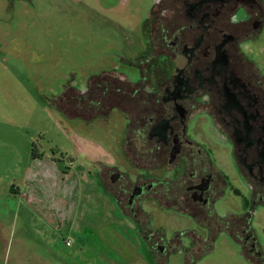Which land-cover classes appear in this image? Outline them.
I'll return each mask as SVG.
<instances>
[{
	"label": "flooded vegetation",
	"instance_id": "flooded-vegetation-1",
	"mask_svg": "<svg viewBox=\"0 0 264 264\" xmlns=\"http://www.w3.org/2000/svg\"><path fill=\"white\" fill-rule=\"evenodd\" d=\"M132 16L129 52L60 97L83 126L121 135L91 184L155 262L192 264L221 241L264 264V0H151ZM227 189L239 203L223 208Z\"/></svg>",
	"mask_w": 264,
	"mask_h": 264
},
{
	"label": "rangeland",
	"instance_id": "rangeland-1",
	"mask_svg": "<svg viewBox=\"0 0 264 264\" xmlns=\"http://www.w3.org/2000/svg\"><path fill=\"white\" fill-rule=\"evenodd\" d=\"M150 2L0 0V264L187 262L186 252L162 263L145 255L128 221L86 181L84 172L96 179V158L113 162L112 142L121 135L89 129L59 106L66 86L129 52L138 21L132 12ZM234 180L247 193L246 182ZM226 192L232 198L221 206L237 205ZM254 226L264 247L262 206ZM203 250L189 257L192 264H261L228 242Z\"/></svg>",
	"mask_w": 264,
	"mask_h": 264
},
{
	"label": "crops",
	"instance_id": "crops-1",
	"mask_svg": "<svg viewBox=\"0 0 264 264\" xmlns=\"http://www.w3.org/2000/svg\"><path fill=\"white\" fill-rule=\"evenodd\" d=\"M69 172V174H70V172H71V170L70 171H68ZM83 172V171H82ZM84 174H85V177H86V181H89V183H91V179L89 180L88 178L89 177H91L90 175H87L85 172H84ZM74 177H76V176H74ZM82 231V230H81ZM87 244H88V240H86V246H87Z\"/></svg>",
	"mask_w": 264,
	"mask_h": 264
},
{
	"label": "built area",
	"instance_id": "built-area-1",
	"mask_svg": "<svg viewBox=\"0 0 264 264\" xmlns=\"http://www.w3.org/2000/svg\"><path fill=\"white\" fill-rule=\"evenodd\" d=\"M67 244H70V240L67 241Z\"/></svg>",
	"mask_w": 264,
	"mask_h": 264
}]
</instances>
